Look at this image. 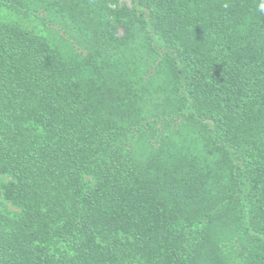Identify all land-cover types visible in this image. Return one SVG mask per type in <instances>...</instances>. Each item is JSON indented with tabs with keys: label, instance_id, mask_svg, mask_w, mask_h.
<instances>
[{
	"label": "trees",
	"instance_id": "obj_1",
	"mask_svg": "<svg viewBox=\"0 0 264 264\" xmlns=\"http://www.w3.org/2000/svg\"><path fill=\"white\" fill-rule=\"evenodd\" d=\"M260 3L0 0V264H264Z\"/></svg>",
	"mask_w": 264,
	"mask_h": 264
},
{
	"label": "rangeland",
	"instance_id": "obj_2",
	"mask_svg": "<svg viewBox=\"0 0 264 264\" xmlns=\"http://www.w3.org/2000/svg\"><path fill=\"white\" fill-rule=\"evenodd\" d=\"M124 2V1H123ZM3 9V8H2ZM2 9H0V11H3ZM5 11V10H4ZM3 11V12H4ZM17 17V16H16ZM18 18V20L17 21H19V22H21V23H24V25L26 26V27H28V28H30V30H34L35 28L38 30L39 29V25L36 23H33V22H30V21H28V20H25V19H22V18H20V17H17ZM3 181H7V178H5V177H0ZM4 201V197H3V195H2V192L0 191V203L1 202H3ZM6 206L10 209V210H12V211H17L15 208H13L9 203H6Z\"/></svg>",
	"mask_w": 264,
	"mask_h": 264
},
{
	"label": "clouds",
	"instance_id": "obj_3",
	"mask_svg": "<svg viewBox=\"0 0 264 264\" xmlns=\"http://www.w3.org/2000/svg\"><path fill=\"white\" fill-rule=\"evenodd\" d=\"M259 10H260L261 12H264V0H261V3H260V5H259Z\"/></svg>",
	"mask_w": 264,
	"mask_h": 264
}]
</instances>
